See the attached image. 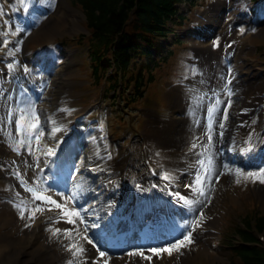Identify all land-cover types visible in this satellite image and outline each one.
Masks as SVG:
<instances>
[{
    "label": "snow or ice",
    "instance_id": "6c2138e0",
    "mask_svg": "<svg viewBox=\"0 0 264 264\" xmlns=\"http://www.w3.org/2000/svg\"><path fill=\"white\" fill-rule=\"evenodd\" d=\"M19 2L23 6V11L27 13L32 0H19ZM0 13H3L2 6H0ZM3 23L7 25V29L2 32L4 47L9 45L11 36H16L22 31L25 33L31 31L30 27L22 28L18 21L5 20ZM13 24H15V31H13ZM241 31L243 32L244 29L241 28ZM21 42H17L16 47L10 48L6 53V57L13 58L11 62L6 63L7 83L12 85L11 90L5 86V81L0 77V136L5 138V142L15 153L21 155L25 166L23 173L20 171V164L14 161H9L7 164L0 163V168L11 167L12 171L8 174L15 175L23 188L31 194L30 197H22L18 203L13 201L14 206L19 210L21 218L27 217L28 223L25 227L34 223L38 213H44L46 209L59 210L54 222L51 217L47 218L50 221L48 230L52 237L58 239L64 249L70 253L66 264H82L83 260L89 259L85 255V241L96 246L98 255L94 257V264H108L111 259L109 252L121 251L113 247L112 242L126 240L127 234L119 233L114 227V218H109L113 209L112 201H107L106 214L103 217L92 205L84 202L85 193L89 189L83 181L76 182L81 170L80 166L74 160L69 163L71 158L67 154L63 157L58 156L60 145L64 143V137L57 134L67 130L66 123L50 116H45L42 120L41 110L37 107V100L42 96L46 86L43 78L46 51L41 48L37 52L39 63H35L33 67H29L28 64L21 65L19 59L16 58V51ZM197 71L194 70L191 74L196 75ZM3 72L4 69H0V73ZM36 76L40 78L39 86H37V80L33 78ZM230 84L231 77L229 76L224 87L219 91H202L195 86L190 89L189 107L194 118L193 126L197 130L201 126L204 129L202 133L197 131L192 136L190 146L187 148L188 156L195 158V162L190 166L193 183L185 185L192 190V198L180 191L172 190V185L177 179L175 171L165 170L157 173V170L153 169V173L161 177L163 181L161 184L153 183L147 189L139 183L135 184L140 191L150 192L152 188H160L172 197L178 198L176 201L178 204L183 203L190 207L192 218L190 220L174 218L163 230L143 231L142 240L147 241L151 246L147 248L144 246L130 247L129 256L135 254L151 261L153 255L159 257L165 252L171 255L173 251H180L194 243L193 232L197 227L202 226L201 219L204 217L205 201L211 202L209 194L214 188L213 178L219 180L224 173H234L237 184L241 182V177L264 182V166L255 168L241 166L234 158L241 156L250 159L258 151V144H264L254 128L242 141L232 138L231 146L227 151L232 152L233 157L222 155L225 152L223 146L216 151L217 144L223 145L224 129L229 119L228 107L232 104L230 97L233 95ZM31 88H35L36 91H31ZM225 103L227 107H222ZM58 111L70 113L72 110L65 106ZM243 111L246 112L248 109H243ZM202 119L203 125L201 124ZM252 123L255 124L256 121L253 120ZM97 126L102 132L104 124L101 122ZM92 139L95 140V137ZM49 140L54 143H49ZM96 155H99V152ZM106 157L110 159L111 153L107 152ZM217 157H220L219 164ZM29 169H32L31 176L28 175ZM93 171H100V169L93 168ZM15 195L20 196V193L16 192ZM57 196L62 197L63 202L55 198ZM77 204L80 206L77 207ZM197 211L199 215H195ZM61 220L74 227L55 226ZM101 220L106 221L103 227H101ZM90 229L96 231L90 233ZM97 240L100 242L97 243ZM102 248L105 250H101Z\"/></svg>",
    "mask_w": 264,
    "mask_h": 264
},
{
    "label": "bare ground",
    "instance_id": "6f19581e",
    "mask_svg": "<svg viewBox=\"0 0 264 264\" xmlns=\"http://www.w3.org/2000/svg\"><path fill=\"white\" fill-rule=\"evenodd\" d=\"M61 13H58L56 11V14L50 16V18L44 22L43 25H41L38 29H36L32 35L30 36V39L35 36V38L40 37H47L51 31L60 32L61 30L66 29L69 25L65 23L63 18L61 17ZM219 54L217 55V62L219 64L222 63V58L218 59ZM224 65V64H223ZM220 69H217L213 72V76H216V78H212L210 81L212 82V85H216V87H220L218 85L219 79H218V73ZM56 77L55 79L50 82L48 85V96L49 99L46 101L49 105H55L57 103V98H61V92L63 90V78L61 76H58V72L54 74ZM192 86H195L196 88L201 89L202 91L205 90V87L201 83H191L190 88L187 90V102L184 103V108H186L189 104V93ZM178 107V106H177ZM45 116H50L55 119H60L63 122L66 123V126L69 121V117L63 116V115H43V119ZM42 119V120H43ZM172 119V120H171ZM171 123L169 130L174 129L175 124L180 125V120L183 118H180L179 116L175 117L172 115L171 117ZM193 115L190 114V118L187 119L189 122V128L186 130L184 124L181 129V132L176 134V137H173L170 141V145L165 144L163 147V151L165 152V157L163 159V162L166 163V165L171 167H176V181L172 185L173 191H180L184 195H188L190 198L193 196V192L191 189L185 187V185L193 183L192 176H191V164L195 162V158L188 156L187 154V148L190 146V142L192 139V136L199 131L200 133L203 132V126H201L198 130L193 126ZM249 121V120H248ZM204 121L202 119L201 124L203 125ZM246 123H248L246 121ZM237 130L241 132L244 127L236 126ZM250 127L248 126V130ZM47 132V129L45 130ZM67 131V130H66ZM58 133L57 135H63L66 132ZM235 132V134H234ZM257 134H260L258 131H256ZM228 134V135H227ZM230 136H236V140H238V132L234 130L232 127H227V130L223 136V145L217 144L216 145V151H219L220 147L223 146L225 148V152L222 155H226L228 157H233L234 154L230 151H227V149L230 147L225 146V138ZM241 139L240 141L244 140L245 138L240 135ZM47 138V137H46ZM49 143H53L51 140L48 141ZM134 144V143H133ZM132 144V145H133ZM79 144H77L78 146ZM133 147L131 146V149ZM105 150V149H104ZM130 151V150H129ZM99 152V155H96V153ZM0 153H5L6 157L15 163H19L20 166L24 170V164L22 162L21 155H18L17 153L13 152V150L8 146V144L5 142V138L3 136H0ZM23 153V151H22ZM148 155L150 154V151L147 152ZM91 154L97 160V163L100 165V167H106V169H110V166L113 165V171L112 175L108 178L110 179L111 185H108L103 180H101L102 177H100V180L96 182V184L90 185V191L85 193L84 200L88 197L89 193L91 192L92 196L88 199L86 202L87 204L92 205L98 212L99 215L102 213V204L100 202H97V199L95 201H92L95 196L104 197L103 190L101 189V185L106 187V196H109L112 194V192H115L117 195L118 192H122L121 198H118L116 196H113L114 203H113V209L112 213L110 214V218H114V221L121 223L116 220V217L120 215L121 212H126L128 210L127 207H125L126 201L129 200L130 197H136L141 191L139 190V193L136 189L130 190L127 185H125L126 176L128 173L132 172L133 177L134 174L139 173L140 166L135 163V159L130 156L131 153L128 152L124 164L119 167L118 163L112 162H105L100 160L102 155V148L99 143H97V147L95 151H93V148L91 147ZM236 159V156L234 157ZM121 158H119L120 160ZM237 160V159H236ZM238 161V160H237ZM151 161L148 159L147 164H149ZM217 163H220V157H217ZM148 169L150 170V174L153 169H156L155 165L149 164ZM184 169H188V171H184ZM122 173L121 176L118 178L116 175L117 173ZM28 175H32V169L28 170ZM82 176L85 175L82 174ZM116 176V177H115ZM115 177V178H113ZM92 181V180H91ZM101 181V182H100ZM236 177L234 173H224L220 176L219 180H216L213 178V185L218 188V190L215 193V197L210 198V203L205 201V205H210V208L208 210L209 214L213 215L216 209L221 208L222 210L225 209V201L229 202L234 199V192L235 190L239 189V184L236 182ZM162 182H159L161 184ZM118 185V187H117ZM18 189L21 190L19 186H17ZM145 189L148 188V186L144 187ZM226 188V189H225ZM27 194V195H26ZM210 195V194H209ZM26 197H30L31 194L28 192H25ZM58 198L63 202V198ZM178 199V198H177ZM174 200L175 202L177 201ZM159 201H168L167 198H160ZM78 206V205H76ZM183 203H180L179 209L182 207H185ZM187 210L186 213H188V217L192 218L191 209L189 206H186ZM205 207V206H204ZM203 207V208H204ZM216 208V209H215ZM59 210L46 209L44 213H38L37 216L34 219V223H32L29 227L21 229V227H25V224L28 223L27 217L21 218L19 216V210L10 203H4L2 213L0 216V226H6L7 224H13L15 230L19 229L21 231V234L17 237H13L11 235H8L5 232H2L0 234V257H3L7 255V258L5 260H1L0 264H66V261L70 258V253L64 249V247L59 244V240L52 237L50 231H46L45 234L38 229V227L41 226L40 221L46 217L47 214L50 212H55L54 219L52 221H55V216ZM155 212V211H154ZM106 213V212H105ZM195 215H199V212L197 211ZM87 218V217H86ZM94 219V218H93ZM150 222H158V219H149ZM156 220V221H155ZM213 219L207 220V223L204 224V217L201 219V225L200 227H197L195 231L193 232V240L194 243L197 244L202 240V238L206 235L205 232H203L204 227L210 228L212 226ZM214 225V224H213ZM57 227H74L72 225L67 224V222L61 220L58 223H56ZM91 233V230H89ZM95 239V238H94ZM86 252L85 255L89 257L88 260H83L82 264H94V257L92 261L90 262V257L93 256V253L95 252V245L89 243L88 241L84 242ZM191 244V245H192ZM190 246V245H189ZM188 246V247H189ZM204 250V246L201 244H197L196 246H192V252L193 254L201 253ZM150 254V253H148ZM179 254V251H173L171 255H168L167 252L163 253L162 256H155L157 257V260L155 261L156 264H175L177 260V256ZM110 256V255H109ZM112 264H148V261L144 258L138 256V255H131L129 256L128 253H124L121 255H112L110 256ZM34 258L36 259V263L34 262ZM105 259V258H103ZM181 260V259H180ZM150 262V261H149Z\"/></svg>",
    "mask_w": 264,
    "mask_h": 264
},
{
    "label": "rangeland",
    "instance_id": "374dc122",
    "mask_svg": "<svg viewBox=\"0 0 264 264\" xmlns=\"http://www.w3.org/2000/svg\"><path fill=\"white\" fill-rule=\"evenodd\" d=\"M4 6L0 3V6L3 8V13H0V17H2L4 14H7L10 12L11 4L13 3V0H3ZM45 5H48V3H45ZM51 7V8H50ZM48 5V9L46 10V13L44 15L45 20L42 22V24H39L38 26L31 29L30 32L26 33L21 40H19V49L17 50L20 54L22 47L24 48L28 41H31V44H42V43H53L56 42V38L62 37V36H72L80 31H85L82 25L80 24L84 18L83 14L76 8L72 7L68 0H51V5ZM192 12L196 14L197 21H202L206 23L208 21L209 24H211L210 19H212L216 14L222 15V21L224 23V28H231L233 31V34H231V38L227 37L233 42V45L235 44L237 55H235V59L241 55L242 61L241 65L239 66L240 69L249 71V70H258L261 67H264V46L263 44L260 45L259 43L256 44L255 40L261 39L263 40L264 37V21L260 20L258 17V14L256 12V9L254 7V4L249 3V0H207L206 3L196 6ZM56 11L58 13H61V17L64 19L63 21L67 23L69 26L61 30L60 32L51 31L47 37H40L35 38L33 36L30 39V36L32 33L38 29L41 25L46 22L50 16L56 14ZM202 12L201 15L198 13ZM22 13H25L22 11ZM187 13V12H186ZM5 27V26H4ZM235 27V28H234ZM241 28L244 29V31H241ZM2 28L0 27V30ZM185 29L180 30L182 37H185L187 40L191 41L187 35L183 36L182 31ZM215 39L218 38L215 42V46H220L223 44V34L217 35L214 37ZM264 41V40H263ZM12 41H9V44H11ZM17 43V42H16ZM191 45H199L196 44L195 41L190 42ZM210 43V41H209ZM202 44H205L202 42ZM208 44V43H206ZM205 44V45H206ZM3 46V45H2ZM16 47V46H15ZM173 53L169 56V60L166 64H163L160 68V71L156 75L155 81L160 84L159 90H157V87L154 85H150L149 92L152 94H157L154 97V100L157 102L155 103L156 108L155 111L158 115H163L166 111H168V100L167 98L163 97V91L168 88L167 83L176 84L177 81H180V79H186L187 76H183L182 74H179V67L173 66L172 63H176L180 60H184L183 56L185 53H187V46L184 42H176L171 46ZM262 50V51H259ZM189 52V51H188ZM253 53H257V56L253 55ZM205 53L200 52V54L196 55V60L198 61L199 67L204 65V62H202V59L204 57ZM234 59V60H235ZM238 59V58H237ZM194 60V59H193ZM187 61V60H186ZM60 67H58L59 69ZM85 75L84 71L80 69L76 71L75 65L69 70V77L68 78V87L66 88V95L72 96L76 95L79 96L81 94L87 93L90 90V88H82L84 83H87V79L79 81L77 79L78 76L83 77ZM87 78V77H83ZM77 79V80H76ZM51 79L49 77H46V85L49 83ZM167 82V83H166ZM263 80H261L260 83L257 84V86H260ZM103 85V84H102ZM102 85H92L91 87H94L92 92L90 93L92 98H95L100 94V91L102 89ZM80 86V87H78ZM243 89L252 90L251 85L247 84V86L243 87ZM107 91H102L103 99L96 103H90V104H96L98 108H103L102 115L105 116L107 112H118L119 109H121L120 102H118V98L116 100H109V95H105ZM111 95V94H110ZM84 97H81V104L84 103V101H87L88 99H84ZM116 101V102H115ZM71 102L78 103L77 99L73 100L71 99ZM110 102V103H109ZM149 104V102H147ZM89 106V105H88ZM91 106V105H90ZM126 106V104H125ZM143 107H146L143 106ZM82 110V108H80ZM80 110H76L73 112H70L71 115L79 112ZM149 117L147 118V125L150 127V131L154 132L156 135L159 133V131H162L165 129V125H161L160 122L156 119V115L152 110L145 111ZM122 115H120L121 117ZM133 120H130V123ZM113 123L116 124V126L121 125V122L119 120H113ZM108 131V129H105ZM129 129L125 131L124 136L128 135L130 133ZM102 132L106 133L104 130ZM143 136H147V141L152 142L153 139H150L148 137L149 131L145 129L141 132ZM139 139V134L134 135L131 138V141H129L125 146L122 144H119L117 139H113V137H110L107 135L105 138L106 142H108L111 149L114 151V156L112 158H117L121 155V153L127 151V149L130 147L131 143ZM23 151V150H22ZM14 152V151H13ZM242 178V177H241ZM242 180V179H241ZM244 182V180H242ZM241 182V185L243 184ZM257 186L254 185L251 187V193L249 192L248 183L244 187L238 190L239 197L236 196L232 201L233 206L230 204L226 205L225 209H216L211 218L213 219V224L215 225L214 228H212L211 231H213L214 234H212L210 237L211 239L215 237V239H219L220 242L217 243V247L210 248V238L209 240L205 239V246L204 250L201 253L193 254L191 248H186L180 255L181 262L175 263V264H226L227 262V244L225 241V238L219 237V233L223 231H231L233 232V227L236 225H240L244 223V214L247 213L248 206L250 204V198H253L254 201L258 202V209L264 210V182H257ZM226 189V188H225ZM14 205V204H11ZM233 208H232V207ZM3 209V207H2ZM2 209H0V216L2 213ZM211 209L210 206L208 207V210ZM12 226V227H11ZM27 228V227H25ZM24 229V228H23ZM18 230V229H17ZM15 230L14 225H10L9 228H7L6 232L8 235H11L13 237H17L21 234L18 233L19 231ZM18 233V234H17ZM0 234H2V230L0 227ZM225 235V234H224ZM96 254L93 253V257H95ZM7 258V255L0 257L1 260H5ZM178 258L177 260H180ZM92 260H90L91 262Z\"/></svg>",
    "mask_w": 264,
    "mask_h": 264
},
{
    "label": "trees",
    "instance_id": "16d2710c",
    "mask_svg": "<svg viewBox=\"0 0 264 264\" xmlns=\"http://www.w3.org/2000/svg\"><path fill=\"white\" fill-rule=\"evenodd\" d=\"M85 14L90 30L88 43L93 52L114 48L116 58L123 63L133 53L150 58L153 38L164 33V25L174 12L175 0H71ZM146 45V49L141 46ZM97 48H100L97 51ZM132 53V54H131ZM122 72V69L119 68ZM246 228L238 229L242 240L257 241L251 233L254 225L264 232V214L245 219ZM228 264H264V249L241 244Z\"/></svg>",
    "mask_w": 264,
    "mask_h": 264
}]
</instances>
